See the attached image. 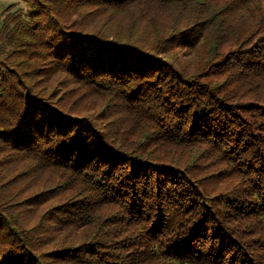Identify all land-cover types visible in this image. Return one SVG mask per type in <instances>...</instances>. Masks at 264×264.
<instances>
[{
	"label": "trees",
	"instance_id": "trees-1",
	"mask_svg": "<svg viewBox=\"0 0 264 264\" xmlns=\"http://www.w3.org/2000/svg\"><path fill=\"white\" fill-rule=\"evenodd\" d=\"M26 1L0 32V264H264L262 1Z\"/></svg>",
	"mask_w": 264,
	"mask_h": 264
},
{
	"label": "rangeland",
	"instance_id": "rangeland-1",
	"mask_svg": "<svg viewBox=\"0 0 264 264\" xmlns=\"http://www.w3.org/2000/svg\"><path fill=\"white\" fill-rule=\"evenodd\" d=\"M261 4L262 6H264V0H261ZM27 1L26 0H0V32H1V26H2V22H3V19H4V16L9 13L8 11H15L16 9H21L23 11H26L27 9ZM261 41V40H260ZM263 43V41H262ZM199 134V133H198ZM204 147H201V151ZM219 167V166H218ZM207 173V172H206ZM30 176H31V179L36 176V174H33V173H30ZM30 178L26 179L25 181L23 182H27V181H31ZM235 182V181H234ZM37 189H40V188H36L34 190V192L37 190ZM51 247H49L48 249H50ZM234 252L231 251L229 254H228V259H230L231 255H233ZM236 256V253L234 254ZM234 256V257H235ZM237 259V260H236ZM236 259L235 261L237 262V264H240L242 261H243V258L242 256H240L239 253H237V256H236ZM249 262V260L247 261ZM177 264H200V263H192V262H177Z\"/></svg>",
	"mask_w": 264,
	"mask_h": 264
}]
</instances>
